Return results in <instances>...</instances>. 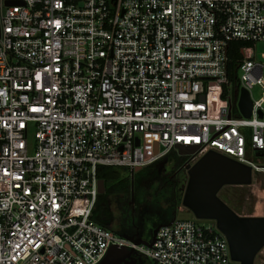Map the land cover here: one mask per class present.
<instances>
[{
  "label": "built area",
  "instance_id": "2783aa9c",
  "mask_svg": "<svg viewBox=\"0 0 264 264\" xmlns=\"http://www.w3.org/2000/svg\"><path fill=\"white\" fill-rule=\"evenodd\" d=\"M261 45L264 0H0V264H101L114 247L240 264L216 221L175 218L145 245L93 213L100 167L133 173L181 147L186 178L210 152L264 174Z\"/></svg>",
  "mask_w": 264,
  "mask_h": 264
},
{
  "label": "rangeland",
  "instance_id": "374dc122",
  "mask_svg": "<svg viewBox=\"0 0 264 264\" xmlns=\"http://www.w3.org/2000/svg\"><path fill=\"white\" fill-rule=\"evenodd\" d=\"M263 51L264 46L261 45L259 53ZM253 97L258 98V89L253 91ZM181 160L179 152L174 151L163 161L148 168L145 172L149 173L150 177L143 180L142 185L137 184L136 188L133 185L131 193L110 197L108 209L112 216L113 231L139 244L150 243L153 241L154 231L157 228L172 222L175 218L192 219L194 217L183 206L188 178L181 172V166H178ZM161 174L168 178L172 177L178 182L176 196L179 204L176 216H174L172 186L156 179ZM219 197L240 216L264 217V174L257 175L254 182L248 186L224 187ZM180 208H184V212L181 213Z\"/></svg>",
  "mask_w": 264,
  "mask_h": 264
},
{
  "label": "water",
  "instance_id": "95a60500",
  "mask_svg": "<svg viewBox=\"0 0 264 264\" xmlns=\"http://www.w3.org/2000/svg\"><path fill=\"white\" fill-rule=\"evenodd\" d=\"M18 2H7L15 5ZM204 100V98H203ZM240 108L250 117L252 102L246 90L242 91ZM195 150L180 148V155L193 154ZM136 168L133 174L140 172ZM252 169L217 153L210 152L189 172L183 206L199 220L216 221L218 229L227 237L231 255L240 264H255L258 253L264 248V217L239 216L219 197L226 186H248L252 184ZM106 192L105 182L99 181V193ZM154 231V238L159 229ZM142 244L150 245L148 242ZM127 249L114 247L101 264L124 258Z\"/></svg>",
  "mask_w": 264,
  "mask_h": 264
},
{
  "label": "trees",
  "instance_id": "16d2710c",
  "mask_svg": "<svg viewBox=\"0 0 264 264\" xmlns=\"http://www.w3.org/2000/svg\"><path fill=\"white\" fill-rule=\"evenodd\" d=\"M241 45H242L241 43H237V42L233 43L230 51V57L232 60L230 65V71H231V79L234 81V83L236 82L235 79L237 77L238 63L241 59L239 53V47ZM180 163H178V166H181ZM152 166L144 168L140 172L135 174L131 173L129 170L125 168L118 169L112 167H100L99 179L105 182L106 192L103 195H99L98 197L96 208L93 213V219L96 222H98L100 225L112 230V226H111L112 216L110 210L108 209L110 197L113 195H120V194L127 195L128 193H131L133 185L135 188L137 184L142 185L141 182L150 177L149 173H146L145 171L148 168H151ZM126 173H129L130 175L128 174L124 176ZM156 179L159 181H163V184L166 183L172 186L174 216H176L177 214L176 209L179 204V199H177L176 196L178 191V182L176 181V179H173L172 177L168 178L166 175H162V174L157 176Z\"/></svg>",
  "mask_w": 264,
  "mask_h": 264
},
{
  "label": "flooded vegetation",
  "instance_id": "af4514ba",
  "mask_svg": "<svg viewBox=\"0 0 264 264\" xmlns=\"http://www.w3.org/2000/svg\"><path fill=\"white\" fill-rule=\"evenodd\" d=\"M106 264H154L153 262L147 260L145 257L139 255L136 252L130 251L124 258L119 260H112Z\"/></svg>",
  "mask_w": 264,
  "mask_h": 264
}]
</instances>
